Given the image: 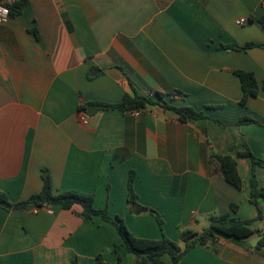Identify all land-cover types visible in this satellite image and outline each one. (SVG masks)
<instances>
[{
    "label": "crops",
    "instance_id": "1",
    "mask_svg": "<svg viewBox=\"0 0 264 264\" xmlns=\"http://www.w3.org/2000/svg\"><path fill=\"white\" fill-rule=\"evenodd\" d=\"M263 16V0H28L21 15L0 25V192L13 204L26 201L43 190L46 171L55 193L93 196L96 209L121 217L136 237L163 238L148 211L155 210L181 248L182 230L202 232L213 216L255 219L250 161L238 160L240 190L217 157L249 149L264 160V30L252 21ZM248 43L257 46L217 49ZM236 71L253 73L260 87L245 106ZM156 92L205 118L182 124L159 106L138 116L80 109ZM244 117L258 124L238 125ZM131 171L137 209L128 203ZM256 172L264 188V168ZM82 213L81 205L0 207V264H95L99 256L116 264L117 228ZM254 227L264 231L263 222ZM260 238L219 236L181 264H264ZM121 255L136 264L124 247Z\"/></svg>",
    "mask_w": 264,
    "mask_h": 264
},
{
    "label": "trees",
    "instance_id": "2",
    "mask_svg": "<svg viewBox=\"0 0 264 264\" xmlns=\"http://www.w3.org/2000/svg\"><path fill=\"white\" fill-rule=\"evenodd\" d=\"M0 0V4H3ZM8 10L11 18L17 17L23 13L28 6V0H16L9 4H4ZM252 21H257L264 30V16L261 18L253 17ZM257 46L254 43H248L244 46L238 45H217L218 50H231V51H246L252 47ZM235 75L239 77L243 90V97L240 104L245 106L249 99L259 95L260 87L257 79L253 73L245 71H236ZM170 94H163L156 92L153 97L135 96L132 97L126 94L121 104L111 105L98 102H89L81 106V110L88 111L93 109L94 112L101 110H120L124 112L144 111L148 106H159L164 110L174 113L182 124H186L190 120H197L205 118L204 114L196 111L192 107L177 106L173 104L170 99ZM255 123L254 119L244 117L238 122V125ZM221 164V169L226 180L242 190L245 186L240 172H239V159H248L251 163L252 172L249 181L250 201L256 207L258 216L252 220H243L238 217L232 216L231 213L213 216L210 219L209 227L202 232H196L192 229H185L181 232V241L185 244V248H181L177 242L168 239L165 235L161 240H151L136 237L127 227L121 217H111L106 210H99L95 208L94 197L78 192H65L55 193L53 190L50 175L43 172V190L31 196L28 200L13 204L10 202L8 196L0 192V207L6 210H24L31 205L38 208L60 205L65 210H71L75 205L83 207L81 214L84 220H90L94 217L100 216L108 223H111L117 228L122 243L115 246L114 252L118 255L116 264H124L121 255V247H124L127 252L134 254L137 257L136 264H181L182 258L190 252L197 245L209 246L214 244L219 236L231 238L235 240H243L260 233L261 238L257 244V249H264V231L257 230L254 225L257 222L264 223V188L260 186L257 178V167L264 168V160L256 157L249 149L246 152L239 153L237 157L230 155L217 157ZM135 172L131 171L128 181V203L133 209L139 208L138 195L134 189ZM157 219L161 230H163V220L161 216L153 209H149ZM231 212L236 214L238 206L231 205ZM169 255L173 263H167L163 257ZM72 264H79L75 259ZM95 264H103L102 256L97 258Z\"/></svg>",
    "mask_w": 264,
    "mask_h": 264
},
{
    "label": "built area",
    "instance_id": "3",
    "mask_svg": "<svg viewBox=\"0 0 264 264\" xmlns=\"http://www.w3.org/2000/svg\"><path fill=\"white\" fill-rule=\"evenodd\" d=\"M263 4H264V0H263ZM10 18L11 17H10L8 8L4 4H0V25L6 24ZM237 23L239 25H244L247 23V20L242 19ZM132 114L135 116H138L140 114V111H134V112H132ZM82 122L84 125L89 124V121L85 117H82Z\"/></svg>",
    "mask_w": 264,
    "mask_h": 264
},
{
    "label": "water",
    "instance_id": "4",
    "mask_svg": "<svg viewBox=\"0 0 264 264\" xmlns=\"http://www.w3.org/2000/svg\"><path fill=\"white\" fill-rule=\"evenodd\" d=\"M11 3H12V2L10 1L9 4H11ZM145 211H146V210H145L144 208H140V209L137 210L138 213H140V212H145Z\"/></svg>",
    "mask_w": 264,
    "mask_h": 264
},
{
    "label": "rangeland",
    "instance_id": "5",
    "mask_svg": "<svg viewBox=\"0 0 264 264\" xmlns=\"http://www.w3.org/2000/svg\"><path fill=\"white\" fill-rule=\"evenodd\" d=\"M263 225H264V223H263ZM161 229V228H160ZM165 229H164V222H163V230H161V231H163V234H165V236L167 237V233L164 231ZM168 238V237H167ZM168 239H170V238H168Z\"/></svg>",
    "mask_w": 264,
    "mask_h": 264
}]
</instances>
